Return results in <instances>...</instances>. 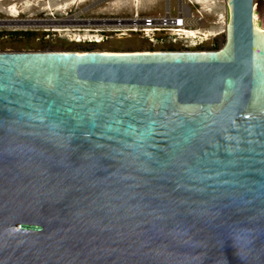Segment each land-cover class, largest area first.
<instances>
[{
	"label": "water",
	"instance_id": "1",
	"mask_svg": "<svg viewBox=\"0 0 264 264\" xmlns=\"http://www.w3.org/2000/svg\"><path fill=\"white\" fill-rule=\"evenodd\" d=\"M255 1L218 50L0 52V264H264Z\"/></svg>",
	"mask_w": 264,
	"mask_h": 264
},
{
	"label": "rangeland",
	"instance_id": "2",
	"mask_svg": "<svg viewBox=\"0 0 264 264\" xmlns=\"http://www.w3.org/2000/svg\"><path fill=\"white\" fill-rule=\"evenodd\" d=\"M12 1L17 4H21L23 0H1L0 3V21L11 20L8 14L2 9L9 5ZM97 0H85V3L75 6H68L66 11L60 13L56 11V5L58 3L64 4L68 0H44L39 3L37 7L22 8V13L17 17V21L21 19H33L43 21H62L66 18L73 17L76 13L81 12L88 8L86 12L79 16L81 21H88L95 18H107L111 17H127L131 15L132 8L139 9L141 14L161 15L163 14L164 7L168 0H139L138 6L133 4V0H105L99 5L91 7L92 2ZM201 6L202 13L204 14L206 29H213L212 22L219 20V23L226 24L228 18L227 7L225 0H194ZM45 3H49L51 12L42 11ZM113 3V4H112ZM113 6H112V5ZM210 5V6H208ZM171 6L174 11L175 0H171ZM209 7V8H208ZM208 10H207V9ZM192 11L194 8L191 7ZM52 15L49 16V14ZM174 14V12H172ZM64 14V15H63ZM256 14V17H255ZM223 17V18H222ZM222 18V19H221ZM221 20V21H220ZM260 29L264 30V0H256L254 5V25H257ZM93 25L90 24H78L70 26L69 32L53 33L44 31L43 28L32 29H13V28H0V52H77L84 53L89 51H98L105 53H135V52H153L151 46L146 41L141 40L138 35L132 34L128 38L124 39H111L106 40L100 44L89 45L85 43H75L73 39L76 36L87 37L91 35L90 28ZM83 27V28H81ZM219 26L215 29H218ZM75 30V31H74ZM224 36L221 38L219 44L216 42H207L205 48H210V44H214V50H218L224 43ZM217 45V46H216ZM159 51H180L177 47L164 44L158 46ZM157 52V51H155Z\"/></svg>",
	"mask_w": 264,
	"mask_h": 264
},
{
	"label": "built area",
	"instance_id": "3",
	"mask_svg": "<svg viewBox=\"0 0 264 264\" xmlns=\"http://www.w3.org/2000/svg\"><path fill=\"white\" fill-rule=\"evenodd\" d=\"M99 1L92 2L91 7L99 5ZM191 7L194 8V11ZM91 23L93 25L90 28L91 35L87 37L76 36L73 39L75 43L94 45L113 38L119 40L128 38L135 34L141 40L146 41L152 47L153 52L159 51L158 46L164 44L175 46L180 51H213V43L217 41L219 44L221 37L225 35L226 27L217 20L212 22L211 27H214L213 29L205 30L203 28L205 26L204 14L201 6L194 0H175L174 11L171 0H168L161 15L141 14L139 9L132 8L130 16L95 18L92 19ZM216 26L219 28L215 29ZM190 31L199 34L192 39L187 36ZM201 32L207 33L208 36L204 37ZM207 42H213L208 49L205 48Z\"/></svg>",
	"mask_w": 264,
	"mask_h": 264
},
{
	"label": "bare ground",
	"instance_id": "4",
	"mask_svg": "<svg viewBox=\"0 0 264 264\" xmlns=\"http://www.w3.org/2000/svg\"><path fill=\"white\" fill-rule=\"evenodd\" d=\"M42 1H44V0H23V2L21 4H17V3H15V1H12L9 5L2 8L5 11V13L8 14V17L11 18V20L0 21V28H13V29L43 28L44 31H49V32H53V33H63V32L72 31L69 28L72 25L85 24V25L89 26L90 24H92L89 21H81L79 19V16L82 14V11L76 13L73 17L66 18L62 21H54V20L53 21H51V20L50 21L37 20L36 22L21 21V20H19L21 22L17 21V17L19 16V14L22 13V8H29L31 6L37 7V5L39 3H42ZM198 1L201 2L200 0H198ZM203 1H205V0H203ZM211 1L212 0H210V2ZM0 3H1V0H0ZM82 3H85V0H68V2H65L64 4L58 3L56 5L55 10L60 11V13H61L63 11H66L68 6H71V5L75 6V5L82 4ZM133 4L138 6L139 0H133ZM211 5H212V2H211ZM208 6H210V5H208ZM41 9H42V11L51 12V8H50L49 3H45L44 7H42ZM50 15H52V13H50L49 16ZM253 15H254V13H253ZM29 20H33V19H29ZM253 21H254V16H253ZM226 24H225V26H226ZM89 31L90 30H87L86 32H89ZM201 33H203V32H201ZM198 34L199 33L190 31L187 33V36H190L193 39V38L197 37ZM203 35H204V37L208 36L207 33H203Z\"/></svg>",
	"mask_w": 264,
	"mask_h": 264
},
{
	"label": "trees",
	"instance_id": "5",
	"mask_svg": "<svg viewBox=\"0 0 264 264\" xmlns=\"http://www.w3.org/2000/svg\"><path fill=\"white\" fill-rule=\"evenodd\" d=\"M255 17H256V14H255ZM256 25H257V24H256ZM257 29H258V30H261V31H264V30L260 29V28L258 27V25H257Z\"/></svg>",
	"mask_w": 264,
	"mask_h": 264
}]
</instances>
